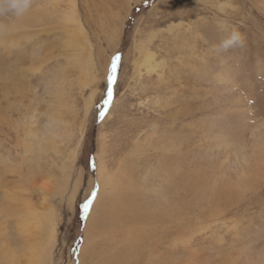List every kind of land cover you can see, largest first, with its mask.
Returning a JSON list of instances; mask_svg holds the SVG:
<instances>
[{
	"label": "rangeland",
	"instance_id": "rangeland-1",
	"mask_svg": "<svg viewBox=\"0 0 264 264\" xmlns=\"http://www.w3.org/2000/svg\"><path fill=\"white\" fill-rule=\"evenodd\" d=\"M53 1L32 0L22 19L0 16V264H34L46 245L45 264H88L98 194L87 214L83 204L100 191L98 161L112 163L123 185L133 176L148 197L143 174L155 168L154 150L169 169L176 162L183 184L176 229L152 260L264 264V0ZM72 13L75 24L64 20ZM77 23L90 72L64 48ZM232 30L243 45L218 51ZM95 240L108 253L117 245L104 234Z\"/></svg>",
	"mask_w": 264,
	"mask_h": 264
},
{
	"label": "bare ground",
	"instance_id": "bare-ground-1",
	"mask_svg": "<svg viewBox=\"0 0 264 264\" xmlns=\"http://www.w3.org/2000/svg\"><path fill=\"white\" fill-rule=\"evenodd\" d=\"M36 15H38V14H36ZM29 17H31V16H29ZM22 18H23V16L19 17V19H22ZM24 18H26V17H24ZM35 18L38 19L39 17L36 16ZM62 18H63V16H62ZM31 19H33V18H31ZM64 20L67 23L71 22V23L75 24L76 21H75L74 13L69 14V15L66 14V17L64 16ZM21 22H22V20H21ZM17 23L18 22H16V24ZM23 25H22V27H24ZM26 25H27V23H26ZM17 28H15V29H17ZM19 28H21V27H19ZM83 30L84 29H82L81 25L77 23L76 29L73 30L72 33H67L64 48H66L68 51H71V53L73 54L72 56H70V62L73 65L80 67V68L83 67V69L86 72H90L94 69V64L92 63V60H91L92 57L88 53L89 49H87L86 46H84L81 42H79V40H80L79 37L82 34H84ZM81 38L84 39V37H81ZM4 42H6V41H4ZM173 112H174V114H172V117L176 116V112H178V110L175 109V110H173ZM59 114H60L61 120H62L63 115H64L63 110H60ZM157 119H159V118H157ZM168 144H169V141H168ZM159 145L160 144H158V146ZM162 147H164V146H162ZM174 149L175 148L173 147V150ZM154 153H155V155H154ZM166 155H167V153H166ZM152 156H153V162L154 163H152L151 167L153 168V165H154L155 168L153 171L146 168L147 171L145 172V170H146L145 169L144 174H143L144 179L148 178V175H151V176H149V178L151 177L149 179L150 182L148 181V184L150 186L148 184H145V182L142 180L144 182V184L147 185V186H145L146 188L149 186L150 189H153L152 193L149 191L150 189L148 190V194H149L148 197L146 196V194H144L146 197H144V195H142L143 194L142 192H144L143 189L140 187V185L142 183L136 184V181H135L136 179L133 176H131L132 183L126 181L127 184L123 185L125 182L123 183V181H120L119 177H117V175L112 172V170H111L112 163L108 167V163H106L104 165V164H102V162L98 161V164H100V166H98L99 167V178H100L98 182L100 183L101 188H100V191H99L98 196H97V200H96L97 203L95 205H93L95 208L92 207V209L94 208V212H97V213L95 215H93L92 218H90L91 219V222H90L91 227L89 226L90 230L87 231V233H88L87 236L89 234H91V236H94V238L92 239L94 241L90 240L89 245L91 246V244L93 245L95 243V245H93L90 248L91 252L86 253V255H88V262H87L88 264H137V263L143 264L142 261H144L145 264H159L157 261H153L154 259L152 260V257L159 252L160 247L162 246V244L165 243V241H166L165 237L170 235L169 229L173 230V231H174V229H176L175 225L177 223V219L179 218V214L182 213V211H181L182 207L180 208V205H179L180 201H177L178 193H179L178 189L180 188V184L182 182L180 181V179L177 178V176H179V175H176L178 173V170H180V172H182V170L180 168L176 172V169H177L176 165H172L174 162L170 165L171 167L169 169L168 168L169 166L167 167L166 165H169L170 162L168 161L169 162L168 163V162H166V160H163L162 157L159 156V153L157 154L156 150H154ZM164 156H165V154H164ZM103 157H104V155H103ZM135 157H137V156L135 155ZM159 157H161V159ZM135 159H134V161H135ZM137 159H139V158L137 157ZM164 159H167V158L165 157ZM9 161H10V159H9ZM148 161H150V160L148 159ZM159 161H162V164H160V166H159V163H160ZM166 163H168V164H166ZM3 166H4V164H3ZM3 166H1V167H3ZM139 167L142 168L141 166H139ZM135 168L136 167H132V165H131L130 169L122 170L123 167L121 166L122 171L120 170L121 171L120 172L119 169L117 171H119L122 175L123 173H125V171H126V173H128L131 169H135ZM138 170H140V169H138ZM21 172L23 173V171H21ZM153 172L155 175L153 174ZM186 172H185V174H186ZM183 173H184V171H183ZM179 178H180V176H179ZM126 179H128V178H126ZM167 181L172 182V183H170L172 185H168ZM116 187H117V189H116ZM128 188H130L129 192H128ZM143 188H144V185H143ZM122 189L124 190V192H121ZM147 189H144V190H146V192H147ZM11 203H13V202H11ZM189 207H187L186 209L188 210ZM47 222H48L47 225L51 226V235L50 236H51L52 240L55 241L56 235H57L56 229L54 226L52 227V225H51L52 222L51 223H50V221H47ZM36 225H38V224H36ZM44 225H42V226H44ZM29 227H30L31 231L28 228V230H26V232L24 234L23 239L26 240V242H28V244H29L28 249L30 250L31 247L34 246V243H36V241L34 240L35 239L34 236H35V232H36V226H34V224H32V223H29ZM22 230H24V229H22ZM102 234L107 235V238H110L111 240H113L117 243L116 246H112V249L110 250L111 253H108L109 250L107 251L106 247L104 249V247L101 246V243L99 241L95 240L98 237H100ZM172 234H174V232ZM118 236L120 238V241L117 239ZM125 236H126V238H125ZM49 243H48V245H49ZM26 246H28V245H26ZM44 248L45 247H43V249L42 248L40 249V254L37 257L36 261L34 260L36 256L34 257V259L32 258L36 264H45L44 257H45V254H48L47 245H46V248L45 249ZM51 248H53V247H51ZM122 248L125 249V257L120 256V251ZM17 250H19V249H17ZM20 250L23 251V249H21V248H20ZM87 250H88V248H87ZM116 251H117V253H116ZM7 256L9 257V255H7ZM16 257H18V256H16ZM144 257L146 259H144ZM156 258H158V257H156ZM165 259H167V258H165ZM7 260L8 261H6V260L2 261V264H10L11 260H9L8 258H7ZM16 261H18V260L16 259Z\"/></svg>",
	"mask_w": 264,
	"mask_h": 264
},
{
	"label": "clouds",
	"instance_id": "clouds-1",
	"mask_svg": "<svg viewBox=\"0 0 264 264\" xmlns=\"http://www.w3.org/2000/svg\"><path fill=\"white\" fill-rule=\"evenodd\" d=\"M31 5L32 0H0V16L22 17L30 9ZM3 27V25H0V28ZM243 43V35L238 30H232L217 46V50H227L230 47L241 46Z\"/></svg>",
	"mask_w": 264,
	"mask_h": 264
},
{
	"label": "snow or ice",
	"instance_id": "snow-or-ice-1",
	"mask_svg": "<svg viewBox=\"0 0 264 264\" xmlns=\"http://www.w3.org/2000/svg\"><path fill=\"white\" fill-rule=\"evenodd\" d=\"M119 60H120V55L117 54L112 58V61L110 64L107 94H106V98L102 101L101 111L99 113L101 120L106 116L108 107L111 105V102L113 100V86L117 78ZM92 166L95 167L94 161H93ZM97 194H98V187L94 191L91 192L90 196L86 199L85 203L83 204L84 213L87 214L90 211L91 205L95 201Z\"/></svg>",
	"mask_w": 264,
	"mask_h": 264
},
{
	"label": "trees",
	"instance_id": "trees-1",
	"mask_svg": "<svg viewBox=\"0 0 264 264\" xmlns=\"http://www.w3.org/2000/svg\"><path fill=\"white\" fill-rule=\"evenodd\" d=\"M140 12V10H139V8H136L135 10H134V12H133V15H132V17H130V19L128 20V25H131V23L134 21V18H135V16L138 14ZM119 54V53H118ZM117 55V54H116ZM103 100V99H102ZM81 222L83 221V216H82V219L80 220ZM70 233H74L73 231L72 232H70Z\"/></svg>",
	"mask_w": 264,
	"mask_h": 264
}]
</instances>
